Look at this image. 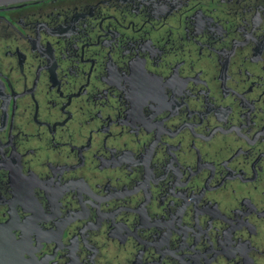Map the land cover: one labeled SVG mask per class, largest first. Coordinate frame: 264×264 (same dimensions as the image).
<instances>
[{"label": "flooded vegetation", "instance_id": "af4514ba", "mask_svg": "<svg viewBox=\"0 0 264 264\" xmlns=\"http://www.w3.org/2000/svg\"><path fill=\"white\" fill-rule=\"evenodd\" d=\"M33 264H264V0L0 6V225Z\"/></svg>", "mask_w": 264, "mask_h": 264}, {"label": "water", "instance_id": "95a60500", "mask_svg": "<svg viewBox=\"0 0 264 264\" xmlns=\"http://www.w3.org/2000/svg\"><path fill=\"white\" fill-rule=\"evenodd\" d=\"M32 0H0V6ZM0 264H33L17 251V242L7 224L0 225Z\"/></svg>", "mask_w": 264, "mask_h": 264}]
</instances>
